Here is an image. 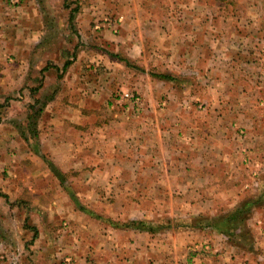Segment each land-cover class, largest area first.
I'll return each instance as SVG.
<instances>
[{
    "label": "crops",
    "instance_id": "0c3cea01",
    "mask_svg": "<svg viewBox=\"0 0 264 264\" xmlns=\"http://www.w3.org/2000/svg\"><path fill=\"white\" fill-rule=\"evenodd\" d=\"M225 1L237 4L177 0L171 8L182 13L180 20L167 15L170 4L164 0L81 2L87 19L75 25L83 30L85 46L65 64V71L71 67L62 84L47 78L39 89L46 101L39 139L48 159L46 166L39 155L32 158L39 164L33 177L37 190L49 192L60 206H71V200L102 206L109 198L76 194L70 173L81 174L75 183L83 190L108 189L113 196L105 209L96 207L97 214L83 210L92 220L73 214L60 230L62 216L52 210L45 220L36 216L40 223L29 243L24 227L0 230V250L9 253L0 264H12L15 249L18 264H43L42 258L56 264L59 256L65 264H264V0ZM23 4L12 15L0 0L5 44L21 29L17 40L23 45L39 44L45 35L42 21H36L37 1ZM106 11L128 19L112 25L117 37L111 25L90 20ZM88 30L94 33L91 44ZM106 43L121 59L155 61L157 67L167 62L140 88L139 104L172 120L125 122L111 116L112 89L84 68L86 61L109 67ZM170 110L179 113L171 116ZM124 138H130V148ZM59 189L60 199L54 193ZM247 202L253 204L244 225L248 238L235 236L234 242L229 231L207 224ZM140 222L151 229H140Z\"/></svg>",
    "mask_w": 264,
    "mask_h": 264
},
{
    "label": "rangeland",
    "instance_id": "374dc122",
    "mask_svg": "<svg viewBox=\"0 0 264 264\" xmlns=\"http://www.w3.org/2000/svg\"><path fill=\"white\" fill-rule=\"evenodd\" d=\"M3 1H6L8 10L12 15H14V11L18 10L17 8H21L24 5L23 0ZM36 1L39 4L36 21H42L41 23L46 29L41 42L36 45L31 43L23 45L21 38L17 40V37L21 36L20 34L24 32L23 29L20 30L18 36L15 35V38L12 40L14 42H10L9 44H5L4 41L6 40L0 37V230L3 232L7 230L17 232L18 229L24 227L29 233L25 238L27 243L31 242L30 240L33 236L31 231L35 228L38 218L39 220L40 218L41 220H45L47 217L44 216L45 214H49L48 210H52L53 214L62 216L57 219L58 224L56 225V228L60 230L69 226L68 222L71 220V215L83 214L90 218L89 214H85L87 212H83V210L97 214L96 207L105 209L103 206H107L106 204L110 203L109 201H111L110 199L113 196L112 191L108 189L83 190L75 183L82 177L81 174L77 173H70L67 177L68 181L74 184L72 190L76 194H80L81 192L97 193L99 196L102 194L104 198L109 197L103 201L104 204L102 206L96 202L81 206L75 204L72 200L71 206L62 201V206H60L57 203L53 204L55 200L50 196L49 192L44 193L46 192L44 190L42 193L35 187L36 179L33 176L39 173V164L37 165L32 158L35 155H39L46 166V159H48L47 154L43 153L44 150L39 139V117L46 103L39 89L49 80L47 78H50L49 81L53 84L57 81L55 85H58L62 84V80L67 77L65 73L71 65L65 71V64L72 63V58L76 60L81 52V48L85 46L82 43L83 30L78 28L75 23L78 20L87 19L81 14L83 6L81 2L83 0ZM211 1H220L226 6H235L237 4L235 1L207 0L208 3ZM164 2L165 4H170L169 12H166L167 15L173 17L175 20H180L182 13H174L177 7L171 8L172 5L177 4V0H167V2L164 0ZM127 6L129 7V5ZM127 13L131 15L129 9ZM120 19L124 20V22L128 21L126 16L119 15V12L109 13V11H106L102 14L95 13L90 16V20L92 21L102 20L107 26L111 25L109 29L111 28V33L114 37L116 34L112 25H117ZM30 21H26V24ZM10 26L17 25L10 24ZM5 27H7L6 24H0V29ZM101 28L104 29V26L101 25ZM26 31L28 30L26 29L25 33ZM92 31L88 30L86 34L87 38H89V44H91V38L94 35ZM26 34L29 35V33ZM106 44L111 49L108 53L114 54V50L116 49H113L109 43ZM111 55V60L108 61L110 68L92 61H86L87 63L85 62L84 66V68H89L92 75H96L95 78H103L106 86L112 89V95L109 97L110 110L108 111L109 113L111 111V116L116 120H126L125 122L129 120H172L163 114L158 115L159 112L163 113L160 109H156V111L152 109L148 110L147 106L145 108L141 107L142 103L136 104L133 103L132 99L124 97L125 94L130 93L136 97L143 98L139 92L140 88H145L148 79H156L153 76L154 72L165 70L166 66H168L167 62L165 64L158 61L159 67H157L154 66L155 61H135L126 57V55L122 59L120 56H115V54L114 56ZM147 72L150 74L149 78L146 75ZM151 73L153 74L151 75ZM139 83L141 84L138 85ZM96 85L100 88L102 87L101 83ZM170 111L171 116H176L179 113L177 110ZM124 139L125 145H127V148H130V138ZM59 191L54 190V193L60 199L63 190L59 189ZM39 200L43 203L41 207L35 205V202ZM35 209H38L40 214L36 213ZM120 210V208H117V212ZM149 217L152 216L149 215ZM90 219L92 220V218ZM95 222L102 225V222H99V220ZM41 223L48 224L49 221H42ZM10 236L8 237L10 240L13 238L17 242V236L15 238ZM11 251L10 253H13L12 258H14L12 264H18V249ZM8 259L9 253L7 251L5 253V249L2 248L0 250V261L6 262ZM29 260L31 261V259ZM41 261L43 264L45 263L44 258ZM65 263L63 257L59 256L57 258L56 264Z\"/></svg>",
    "mask_w": 264,
    "mask_h": 264
},
{
    "label": "trees",
    "instance_id": "16d2710c",
    "mask_svg": "<svg viewBox=\"0 0 264 264\" xmlns=\"http://www.w3.org/2000/svg\"><path fill=\"white\" fill-rule=\"evenodd\" d=\"M252 205H253L252 202H247L242 207L231 211L230 213L226 214L225 216L221 217L218 220H214V221L212 220L207 223L209 219H205L203 220V222L207 224L211 223L212 226H214L216 229L222 232H224L223 230L229 231L228 233L226 232L224 233L229 234L228 235L229 239L232 241H234L233 239L235 236L242 237V239H246L248 238V232L246 231V229H244V225L246 223V219L249 218V216L252 213ZM132 225L135 226L134 224ZM139 227L140 229L143 230L151 229V226L149 227V223L147 222H140Z\"/></svg>",
    "mask_w": 264,
    "mask_h": 264
},
{
    "label": "built area",
    "instance_id": "2783aa9c",
    "mask_svg": "<svg viewBox=\"0 0 264 264\" xmlns=\"http://www.w3.org/2000/svg\"><path fill=\"white\" fill-rule=\"evenodd\" d=\"M125 98L132 99L133 103L139 104V97L134 96L133 94L127 93L124 96Z\"/></svg>",
    "mask_w": 264,
    "mask_h": 264
}]
</instances>
